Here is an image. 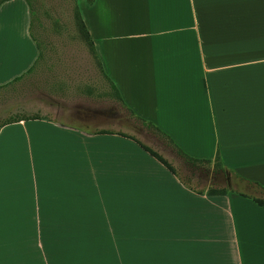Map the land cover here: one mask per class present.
<instances>
[{
    "label": "crops",
    "instance_id": "crops-1",
    "mask_svg": "<svg viewBox=\"0 0 264 264\" xmlns=\"http://www.w3.org/2000/svg\"><path fill=\"white\" fill-rule=\"evenodd\" d=\"M16 1L0 4V88L42 54L6 28ZM79 7L117 102L60 100L0 124V264H264V207L252 198L264 195V0ZM140 118L212 167L218 152L226 193L187 185L176 166L197 164ZM160 223L174 224L175 242L148 229Z\"/></svg>",
    "mask_w": 264,
    "mask_h": 264
},
{
    "label": "rangeland",
    "instance_id": "rangeland-1",
    "mask_svg": "<svg viewBox=\"0 0 264 264\" xmlns=\"http://www.w3.org/2000/svg\"><path fill=\"white\" fill-rule=\"evenodd\" d=\"M2 1L0 0V4ZM80 1L18 0L16 2L22 4V7L17 5V8H11L9 12L3 11L5 18H8L4 20L6 28L11 34L23 37L26 32L29 38L33 36L39 43L42 54L31 71L21 79L0 88V124L20 117H33L41 113L38 106L56 104L60 100L69 102L70 106L78 103L83 108L98 106L99 109H106L113 101L117 102V98L113 96L115 93H109L99 74L98 63L90 45L78 29L75 11L77 7L80 11ZM8 6L10 5H4V9L7 10ZM25 13L29 23L26 31ZM133 125L131 132L139 134L137 129L140 122L135 119ZM213 167L210 163H198L194 167L179 164L176 171L190 187H226L228 182L216 166ZM257 196L264 198L260 191H257ZM148 229L173 233L171 241L175 242L172 223L155 224ZM166 264H175V261H168Z\"/></svg>",
    "mask_w": 264,
    "mask_h": 264
},
{
    "label": "trees",
    "instance_id": "trees-1",
    "mask_svg": "<svg viewBox=\"0 0 264 264\" xmlns=\"http://www.w3.org/2000/svg\"><path fill=\"white\" fill-rule=\"evenodd\" d=\"M5 1V0H3ZM2 1V2H3ZM75 18H76V22H77V26L78 29L80 30L81 34L85 37L86 41L88 42V44L91 47V50L93 51V47H92V42L90 39V35L89 32L86 28V25L82 19L81 13L78 9V7L76 8L75 11ZM94 53V52H93ZM30 70V69H29ZM21 76H18L16 78H14L15 81L19 80ZM115 89L116 87L113 86ZM116 94L118 95V92L116 90ZM141 119V118H140ZM19 119H12L11 121H7L2 123L1 125L10 123V122H14L17 121ZM142 123L147 126V128H149L151 131H153L155 134H157L158 136H160L161 138H163L169 145H171L174 150L180 155L182 156L187 162L191 163L192 165H196L198 163H210L211 160L210 159H196V158H192L190 156H188L187 154H185L174 142L173 140H171V138L169 136H167L162 130H160L157 126H155L152 122L146 121L144 119H141ZM140 145L146 150L148 151L152 156H154L157 160H159L165 167H167L170 171L175 172L174 168L172 167V165L165 159L163 158L162 155H160L158 152H156L155 150H153L152 148H150L149 146H146L142 143H140ZM214 165L216 166V168H220L221 164H220V158H219V154L217 152L215 158H214ZM262 190L264 191V188H262ZM226 193V189L225 188H209L208 190V194H224ZM253 200L261 207H264V198H259V197H252Z\"/></svg>",
    "mask_w": 264,
    "mask_h": 264
}]
</instances>
